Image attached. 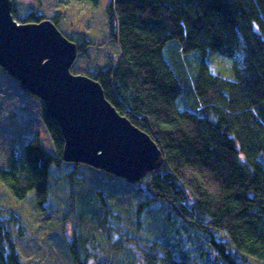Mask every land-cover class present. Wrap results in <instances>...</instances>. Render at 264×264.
<instances>
[{
	"label": "trees",
	"instance_id": "1",
	"mask_svg": "<svg viewBox=\"0 0 264 264\" xmlns=\"http://www.w3.org/2000/svg\"><path fill=\"white\" fill-rule=\"evenodd\" d=\"M12 1L18 22L50 20L58 27L88 19L101 0H35L39 9L23 22L18 0ZM107 14L109 42L117 43L119 56L109 57L107 66H89L86 76L100 83L121 115L150 135L165 159L137 185L123 181L133 190L136 217L156 205L163 237L145 248L137 258L142 263L131 264H251L250 258L264 263V0H112ZM63 35L77 43L78 55L89 57L94 43L87 33ZM173 41L184 54L231 58L233 78L213 73L202 58L191 65L193 79L183 83L164 56ZM43 122L56 155L38 138L22 150L12 147L0 181L20 201L35 191L45 213L48 170L63 162L65 139L46 112ZM98 198L100 212L121 222L101 193ZM101 213L90 225L84 217L77 221L91 231H74L68 246L73 264H103L95 234L109 240L118 228ZM7 214L0 217V264H23L9 228L19 227L20 220Z\"/></svg>",
	"mask_w": 264,
	"mask_h": 264
},
{
	"label": "rangeland",
	"instance_id": "2",
	"mask_svg": "<svg viewBox=\"0 0 264 264\" xmlns=\"http://www.w3.org/2000/svg\"><path fill=\"white\" fill-rule=\"evenodd\" d=\"M111 1L101 0L92 9L88 19L58 25L63 34L87 33L88 39L94 43L88 49V58L83 54L78 55L71 69L72 73L89 75V66L104 67L109 64V57L115 60L119 56L117 43L109 42L111 33L107 8ZM16 7L19 20L23 22L27 13L39 9L40 4L35 0H18ZM175 43L177 42L173 41L166 46L164 56L183 83L193 79L195 71L191 65L194 61L199 63L202 58L207 60L213 73L233 78L234 61L231 58L212 52L203 54L194 51L184 54ZM45 112L43 101L29 93L0 67V169L6 166L12 147L22 150L33 138H38L49 152L56 155L54 144L43 122ZM123 181L125 180L106 176L103 171L84 164L62 162L59 166L52 165L48 170V218L46 212H42L37 206L35 191H31L24 201H20L0 181V217L9 218L7 213L13 212L20 220L19 227L10 224L9 228L22 263L73 264L68 246L74 241L75 230L80 231L81 228L85 233L90 230L89 226L82 225L81 222L77 224V221L84 217L90 225L101 213L98 193L104 196L108 206L112 208V213L122 218L121 222H115L112 214L107 215L102 210L101 215L105 214L114 221L118 232L109 240L105 234L93 232L96 233L100 251L104 253L101 263L106 264V258L111 262L108 264H131L135 259L138 260L137 263H142L143 258H137L144 255L145 248L154 240L163 239L158 233L161 219L159 215L154 217L157 210L155 204L146 206L144 215L136 217L133 214L136 201L130 198L133 190ZM138 199L142 202L148 200L140 196ZM127 232L129 236H125ZM250 263L264 264L255 258H250Z\"/></svg>",
	"mask_w": 264,
	"mask_h": 264
},
{
	"label": "water",
	"instance_id": "3",
	"mask_svg": "<svg viewBox=\"0 0 264 264\" xmlns=\"http://www.w3.org/2000/svg\"><path fill=\"white\" fill-rule=\"evenodd\" d=\"M12 0H0V67L41 99L60 126L62 160L137 184L161 169L158 144L106 99L99 82L72 73L77 45L50 20L18 22Z\"/></svg>",
	"mask_w": 264,
	"mask_h": 264
},
{
	"label": "bare ground",
	"instance_id": "4",
	"mask_svg": "<svg viewBox=\"0 0 264 264\" xmlns=\"http://www.w3.org/2000/svg\"><path fill=\"white\" fill-rule=\"evenodd\" d=\"M76 45H77V43H75ZM77 47H78V45H77ZM77 60V59H76ZM76 62V61H75ZM75 64V63H74ZM7 72V71H6ZM8 73V72H7ZM9 74V73H8ZM10 75V74H9ZM12 78H14L12 75H10ZM15 79V78H14ZM15 80H17V79H15ZM20 84H21V82L19 81V80H17ZM22 85V84H21ZM74 164H76V163H74ZM76 165H78V164H76ZM134 185H137V184H134Z\"/></svg>",
	"mask_w": 264,
	"mask_h": 264
}]
</instances>
